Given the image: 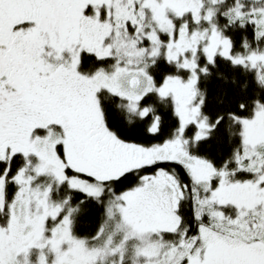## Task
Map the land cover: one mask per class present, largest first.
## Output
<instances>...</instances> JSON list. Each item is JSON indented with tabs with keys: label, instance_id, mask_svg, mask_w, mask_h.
Wrapping results in <instances>:
<instances>
[{
	"label": "snow or ice",
	"instance_id": "6c2138e0",
	"mask_svg": "<svg viewBox=\"0 0 264 264\" xmlns=\"http://www.w3.org/2000/svg\"><path fill=\"white\" fill-rule=\"evenodd\" d=\"M0 264H264V0H0Z\"/></svg>",
	"mask_w": 264,
	"mask_h": 264
}]
</instances>
